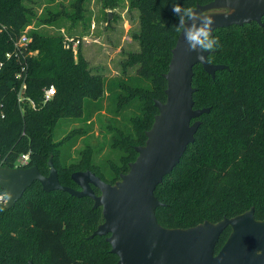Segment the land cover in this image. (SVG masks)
I'll list each match as a JSON object with an SVG mask.
<instances>
[{
  "label": "trees",
  "instance_id": "trees-1",
  "mask_svg": "<svg viewBox=\"0 0 264 264\" xmlns=\"http://www.w3.org/2000/svg\"><path fill=\"white\" fill-rule=\"evenodd\" d=\"M83 1H73L74 13ZM209 1L135 0L141 21L135 35L140 50L128 55L123 75L128 76L127 67L136 68V74L109 81L93 73L81 53L76 59L66 49L63 35L31 30L28 52L38 54L27 59L22 104L17 79L21 65L14 58L0 72V164L15 168L23 155H30L21 168L37 167L48 176L53 158L63 186L79 189L71 175L85 171L114 185L137 159L134 148L146 143V132L157 114L154 101L166 99L163 75L179 34L174 28L178 17L173 5L195 7ZM36 2L0 0V62L13 52L14 39L34 20L41 26L67 13L60 8L53 13L49 8L47 15H38ZM74 16L73 20L80 18ZM261 22L213 31L220 46L209 51L208 63L226 67L214 79L200 65L193 68V108H209L210 112L197 119L201 124L194 143L155 189L154 196L162 204L155 217L163 228L216 223L250 209L256 220H264V15ZM50 86L56 88V96L42 103L43 92ZM105 97L114 115L107 122L101 117ZM27 99L35 101L37 108ZM95 112L105 140L96 146L89 142L95 136L89 134ZM71 122L88 126L57 137L60 126ZM81 137L88 140L74 157L71 149ZM104 145L110 146L115 160H97ZM0 192L4 191L0 188ZM0 209V264H118L106 237L89 239L104 222L102 208L94 209L91 198H76L63 191L48 193L36 181L14 207L0 204ZM229 233V228L223 231L215 254Z\"/></svg>",
  "mask_w": 264,
  "mask_h": 264
},
{
  "label": "water",
  "instance_id": "water-1",
  "mask_svg": "<svg viewBox=\"0 0 264 264\" xmlns=\"http://www.w3.org/2000/svg\"><path fill=\"white\" fill-rule=\"evenodd\" d=\"M194 8L199 14L214 18L213 34L218 28L252 21L261 25L264 0H211ZM221 8L226 11L212 12ZM209 53L203 55L207 57ZM170 54L168 70L163 75L165 102L154 101L157 114L146 132L145 145L134 148L138 157L129 164L127 174L111 185L92 171L75 172L71 175L79 187L75 189L61 185L53 158L48 163V176L42 175L37 167L0 166V188L8 197L5 207H14L38 181L45 192L63 191L76 198L88 197L94 201V209L102 208L104 222L89 239L106 237L118 264H264V220H256L253 209L187 229H167L157 223L155 210L162 204L154 196L155 189L194 143L201 124L197 119L210 112L209 108H193V68L200 65L212 79L217 71L226 68L198 61L197 53L187 50L180 32ZM226 228L230 229L229 236L215 254L216 244ZM258 250L261 255H256Z\"/></svg>",
  "mask_w": 264,
  "mask_h": 264
},
{
  "label": "rangeland",
  "instance_id": "rangeland-1",
  "mask_svg": "<svg viewBox=\"0 0 264 264\" xmlns=\"http://www.w3.org/2000/svg\"><path fill=\"white\" fill-rule=\"evenodd\" d=\"M37 1L34 5L38 15H47L49 13L47 9L49 8L53 13L59 8L61 10L65 9L67 13L63 12L54 22L45 21L41 26H38L34 20L31 27L32 31L38 29L41 32L53 35H63L64 42L74 43L79 41L76 44V53L73 52V54L77 59L79 53H81L89 62L93 73L102 75L107 81L125 77L123 70L128 55L140 50L139 40L135 35L140 32L141 21L135 0H85L76 13H74L75 9L72 7L74 0ZM224 11L226 9L221 8L212 12ZM74 14L80 18L73 20ZM37 54V51H32L31 57ZM127 70L128 76H135L137 69L127 67ZM102 105L101 117L107 122L114 116L109 111L111 106H109L107 97L103 99ZM98 116L99 114L95 112L90 119V122L94 125L89 134L95 136L89 142L95 146L105 142L101 134L102 126L99 123L100 118ZM117 119L120 120L119 117ZM86 126L88 125L82 122L66 123L60 126L56 135L62 139L73 129L85 128ZM87 140V138L81 137L73 144L71 153L74 157H76V151L85 147ZM106 158L116 159V155L111 153L109 145H104L102 152L98 154L97 160L103 161ZM0 166L2 165L0 164ZM17 168L20 167L11 169Z\"/></svg>",
  "mask_w": 264,
  "mask_h": 264
},
{
  "label": "clouds",
  "instance_id": "clouds-1",
  "mask_svg": "<svg viewBox=\"0 0 264 264\" xmlns=\"http://www.w3.org/2000/svg\"><path fill=\"white\" fill-rule=\"evenodd\" d=\"M172 11L178 17V23L174 25V28L183 35L187 50L196 52V59L201 63L208 62L203 53L220 46L218 38L212 35L214 18L199 14L194 7L180 4H174ZM3 198L0 196V199ZM2 210L0 209V211ZM261 254L259 250L256 252V255Z\"/></svg>",
  "mask_w": 264,
  "mask_h": 264
},
{
  "label": "built area",
  "instance_id": "built-area-1",
  "mask_svg": "<svg viewBox=\"0 0 264 264\" xmlns=\"http://www.w3.org/2000/svg\"><path fill=\"white\" fill-rule=\"evenodd\" d=\"M32 25H29L25 28V30L21 33V35L14 39V49L13 52H9L6 54V60L0 62V72L2 68L5 66L6 61H10L12 59H16L17 62L21 65V72L17 74V79L21 81V87L19 90V99L18 102L22 104L26 99L23 94L27 89V59L31 57L32 52H28V45L31 43L32 37L29 35V30H31ZM79 42V41H78ZM78 42L70 43L64 42L66 49L73 50L74 54L76 53V44ZM56 96V88L54 86H50L46 88L43 92L42 103H47L52 100ZM30 106L33 109L37 108L35 101L31 99H27ZM22 106V105H21ZM30 159V155H23L18 163L17 167H22L28 163ZM0 196L4 197L0 199L1 205H6L8 203V197L5 192H0Z\"/></svg>",
  "mask_w": 264,
  "mask_h": 264
}]
</instances>
